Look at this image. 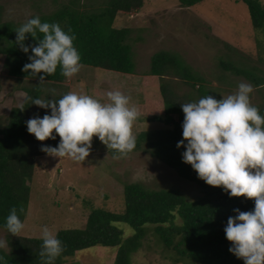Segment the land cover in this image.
<instances>
[{
    "label": "trees",
    "instance_id": "trees-1",
    "mask_svg": "<svg viewBox=\"0 0 264 264\" xmlns=\"http://www.w3.org/2000/svg\"><path fill=\"white\" fill-rule=\"evenodd\" d=\"M179 1L183 7L192 8L205 0ZM237 1L247 5L255 31L264 33V5L261 0ZM145 3V0H107L99 10L88 11L84 10L86 5L83 0H70L60 5L57 11L39 17L42 22H58L66 31L69 28L72 30L76 36L74 45L81 55L83 66L135 75L134 48L130 43L132 30L116 28L115 21L120 13L142 11ZM18 27L12 22H2L0 8V57H5L4 68L10 77L19 82L32 83L31 87L23 88L27 95L22 104L24 109L21 110V106L11 109L7 126L0 127V230L5 232L9 248L7 252L0 251V255L5 256L4 264H43L39 255L41 238L14 236L4 224L14 206L18 210L21 206L24 208V213L20 215L25 223L36 159L50 156L41 150L42 146H57L60 140L57 136L55 140L40 141L28 132L27 120L51 114L50 109L32 104L29 97L58 100L69 92L68 78L61 75L59 67L42 83L39 76L33 77L22 71L24 64L30 62L28 57L31 53H24L16 44ZM37 43L28 34L25 44L31 47ZM223 67L256 87L264 86V77L253 70L239 69L231 64H223ZM149 76L157 77L161 84L153 82L157 99L147 104L150 116L146 121L163 123L167 128L141 133L137 137L136 148L128 155L143 150L146 145L155 158L183 179L197 184L203 195L197 201H190L179 190H149L142 184L127 185L124 212L94 209L85 228L57 233L64 251L55 264H66L78 253L95 247L118 249L115 264H133V256L142 249L150 227H154L156 236L166 249L174 253L178 264H244L243 259L229 251L232 242L226 238L224 229L228 218L236 215L234 209L251 211L255 207V199L231 197L223 187L208 185L190 164L183 162L182 153L186 149L177 147L178 142L184 139L182 124L185 114L181 104L198 101L208 94L221 98L212 91L204 77L172 52L162 51L153 57ZM178 81L193 90L181 94L179 89L182 86ZM258 108L264 115V106ZM177 219L181 220L180 225L176 223ZM121 223L134 230L131 237L125 238V232L117 226Z\"/></svg>",
    "mask_w": 264,
    "mask_h": 264
},
{
    "label": "rangeland",
    "instance_id": "rangeland-1",
    "mask_svg": "<svg viewBox=\"0 0 264 264\" xmlns=\"http://www.w3.org/2000/svg\"><path fill=\"white\" fill-rule=\"evenodd\" d=\"M70 0H0L2 22L21 26L34 16L57 11ZM107 0H83L84 10L96 11ZM143 11L120 13L116 28L132 30L136 74L121 75L102 69L83 66L78 74L67 80L69 91L93 95L106 101L107 92L119 90L131 97L140 110L133 132L167 128L163 123H150L146 118L147 104L157 99L148 84L161 81L145 79L151 71L153 57L162 51L178 54L207 80L208 86L220 98L233 94L240 82L253 86L251 102L264 106V86L256 87L242 76L227 71L223 64L239 69L253 70L264 77V33L256 32L248 7L237 0H205L185 8L179 0H145ZM264 5V0H261ZM5 57H0V127L9 122L11 109L20 107L26 100L23 88L32 83H21L8 75L4 68ZM146 81L145 86L143 83ZM181 82V81H178ZM155 83V84H156ZM181 94L193 89L180 83ZM150 86V88L152 87ZM154 87V86H153ZM152 89V88H151ZM198 89V87H197ZM36 173L31 186L30 205L25 220L23 237L40 238L41 228L47 225L56 234L66 229H83L94 209L122 213L125 211V187L142 184L149 190L175 189L188 200L197 201L203 195L201 188L155 158L144 145L143 150L115 159L113 152L99 138L93 137L92 150L84 162L53 156L36 159ZM176 223L182 222L177 219ZM125 238L134 234L127 224H117ZM0 238L6 234L0 230ZM9 249V248H8ZM118 249L95 247L68 259L66 264H115ZM133 264H178L172 251L166 249L150 227L142 249L133 256ZM180 264H195L182 262Z\"/></svg>",
    "mask_w": 264,
    "mask_h": 264
},
{
    "label": "clouds",
    "instance_id": "clouds-1",
    "mask_svg": "<svg viewBox=\"0 0 264 264\" xmlns=\"http://www.w3.org/2000/svg\"><path fill=\"white\" fill-rule=\"evenodd\" d=\"M16 33V44L24 53H31L22 71L39 76L41 83L58 67L68 79L80 72L81 55L70 28L66 31L58 22H42L34 16ZM28 34L38 41L36 45L25 44ZM253 91L251 84L240 82L233 94L221 99L208 94L198 101L182 103L184 139L177 147L186 149L183 162L190 164L208 185L223 187L231 197L255 199L251 211L234 209L236 215L228 218L224 230L232 242L229 251L244 264H264V115L251 102ZM29 99L51 110V114L26 121L28 132L40 141L59 136L57 146H42L41 150L50 156L84 162L92 150L94 136L113 152L115 159L126 157L136 148L133 127L141 113L131 97L119 90L108 91L106 101L75 91L58 100ZM22 213V206L19 210L14 206L6 217L4 227L14 236L25 230ZM40 238L43 264H55L64 251L63 242L47 225L42 226ZM7 250L8 242L0 238V251ZM4 262L5 256L0 255V264Z\"/></svg>",
    "mask_w": 264,
    "mask_h": 264
},
{
    "label": "crops",
    "instance_id": "crops-1",
    "mask_svg": "<svg viewBox=\"0 0 264 264\" xmlns=\"http://www.w3.org/2000/svg\"><path fill=\"white\" fill-rule=\"evenodd\" d=\"M142 11H143V9H142ZM109 72H111V71H109ZM114 73H116V72H114ZM119 74H121V73H119ZM121 76H134V75H125V74H121V75H112V76H107L108 77V79H109V82H111V80H112V77H121ZM145 79H151L152 81H154L153 79H158L157 77H152V76H148V77H146ZM159 80V79H158ZM146 81L147 80H144L143 82V84L145 85V86H147L146 85ZM151 83V82H150ZM156 83V82H155ZM149 86H148V89H150V90H155L156 89V86H152V84H148ZM153 85H155V84H153ZM156 85H158L157 83H156ZM150 86H152L151 88H150Z\"/></svg>",
    "mask_w": 264,
    "mask_h": 264
}]
</instances>
